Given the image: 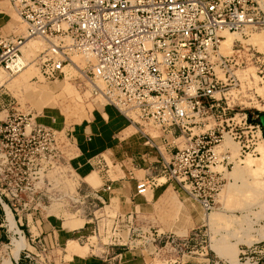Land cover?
Masks as SVG:
<instances>
[{
    "label": "built area",
    "instance_id": "2783aa9c",
    "mask_svg": "<svg viewBox=\"0 0 264 264\" xmlns=\"http://www.w3.org/2000/svg\"><path fill=\"white\" fill-rule=\"evenodd\" d=\"M7 8L16 15L15 22ZM0 14L6 17L0 24L1 71L11 76L37 62L49 77L77 81L80 89L89 92L92 105H112L138 128L154 156V174L136 181L133 196L149 192L153 176L161 173L167 185L208 214L234 159L230 147L218 149L224 135L237 144L236 157L259 154L256 148L264 142L260 116L264 115L229 109L225 94L240 88L236 71L248 60L260 61V56L244 52L239 40H234L233 53L221 51L224 33L241 36L256 28L258 0H0ZM36 39L41 40V48L32 57L26 55L27 43ZM2 112L0 202L25 238L15 214L26 208L42 217L39 192L25 175V161L40 155L34 144L38 139L60 140L67 146L64 156L69 167L73 155L69 145L75 144L69 128L58 131L37 123L32 115L10 112L0 99ZM103 162L99 158L95 166L107 175L109 167ZM109 181L90 187L84 196L91 195L105 206L109 200L104 193L112 189ZM99 217L104 242L96 245L95 228L77 238L93 254L113 260L121 247L135 248L140 242L141 250L158 254L154 243L161 242L163 233L150 228L124 230L132 224V211ZM3 225L11 237L0 248H9L19 234L10 229L6 210ZM39 241L32 242L34 250L24 246L19 253L27 264H53L47 253L58 243ZM246 248L263 254L257 246ZM241 253L246 260L252 258L244 250Z\"/></svg>",
    "mask_w": 264,
    "mask_h": 264
},
{
    "label": "rangeland",
    "instance_id": "374dc122",
    "mask_svg": "<svg viewBox=\"0 0 264 264\" xmlns=\"http://www.w3.org/2000/svg\"><path fill=\"white\" fill-rule=\"evenodd\" d=\"M260 1L264 3V0ZM259 8V23H257L256 28L250 31L247 30L246 35H241V39L239 40L245 48L244 52L260 56V61L254 62V59L248 60L246 65H242L243 69L236 71L241 80L240 88H237L236 91H228L225 97L229 103V109L231 107L236 109L242 108L247 112H258L264 115V44L257 47L249 40L252 34H260L264 43V7H261L259 4ZM6 10L11 15L12 22H15L17 17L14 12L8 8ZM35 41L42 45L41 40L36 39ZM32 67L35 70H32L30 67H24L11 76L0 70V84L2 83L0 87V99L3 100L4 107H8L10 112L28 114V116L32 115L37 123H40L38 117H41L42 109L53 107L52 109L57 111L63 120H71L69 125L63 127L64 129L78 122L76 119H81L85 116L91 105L88 91L80 89L77 86V81L49 77L50 75L46 74L37 62H34ZM37 68L44 79H40L37 75ZM242 71L247 72V76L244 78L239 74ZM45 90L48 91L47 97L43 98ZM61 95L71 98L63 100ZM222 99L224 102L223 97ZM4 114L5 112H2L0 117L4 116ZM72 120L76 121L72 122ZM50 127L58 131L61 129V127L59 129L54 126ZM150 132L157 134L153 131ZM58 137L63 142H66L61 136ZM232 144L238 149L236 143L232 142ZM34 146L40 149V155L33 156L30 160L25 161V167L28 168L25 175H28V179L39 192L42 216L50 215L57 217L59 221L73 224L74 227L84 224L83 235L90 234V230L95 228V234H93L95 239L93 238V240H95L96 245L104 242V227L99 216L106 212L109 214L115 212L123 213L120 210L119 204L116 200L115 202L112 200L106 202L104 206L91 195L84 196L89 193L90 187L86 186L85 182L75 176L72 169H70L67 164V157L64 156L67 146H64L60 140L54 143L38 139ZM69 147L73 154L75 146L72 144ZM256 150L259 154L245 155L239 158L236 157V150L233 155L234 161L232 167L228 168L224 175L223 186L216 196L214 208L210 213L205 214L196 201L188 199L186 195L176 192L175 189L169 186L177 200H174L169 206L156 208L154 205L156 197L148 201L146 205L138 206L131 210L128 209V211L133 212V220L132 224H128L124 230L128 227L130 228V232L133 228L139 230L140 228H150L158 230L163 233L162 235H165L161 242L154 243L157 244L156 248H159L158 254L151 255V257H154L153 263L155 264H165L167 260H175L181 253L191 255L192 251L197 249L196 244L191 240L193 233L197 229H200L203 233L200 245L210 244L211 246L214 240L216 245L220 246L219 248H226L234 242L237 248L236 257L240 262L248 261L252 264H264V144L259 146L258 149L256 148ZM247 158L251 160V167H242L243 164L240 162ZM238 162L240 163L238 165V174L232 173L231 176L229 172L233 169L234 164ZM112 164L108 161L110 167H112ZM90 174L96 177L95 172ZM165 176L161 174L159 178H164ZM87 183L91 184L92 187H97L99 181L96 180L95 184L89 181ZM145 195L150 199L149 192ZM29 206L31 208V205ZM20 208L19 206L18 209ZM179 210L182 211L180 214L178 213ZM28 211L30 209H20V213H27ZM214 211L217 213L216 215H214ZM178 214L182 216L180 217ZM33 230L35 231V228ZM132 237L134 238V236ZM77 238L78 236L74 237L72 242H66L67 255L65 258L70 256L69 248L72 246L70 244L82 247L84 252H91L86 245L81 244L80 241L78 242ZM208 238L209 241L207 240ZM42 243L43 241L40 240L39 244ZM239 243L241 245L257 246V249H262L263 254L256 252L249 253L246 248L247 246L244 247L243 245V248L239 247L238 249ZM141 244L140 242V246ZM64 246L63 244L56 247L54 251L56 257L61 251L59 248H64ZM140 246L138 247L141 248ZM121 248L123 249H120V251L128 249L127 247ZM150 249H152L151 246ZM0 250L2 257H4L9 248L3 247ZM242 250L246 251L252 258L246 260V255L241 253ZM91 253H95V251Z\"/></svg>",
    "mask_w": 264,
    "mask_h": 264
},
{
    "label": "crops",
    "instance_id": "0c3cea01",
    "mask_svg": "<svg viewBox=\"0 0 264 264\" xmlns=\"http://www.w3.org/2000/svg\"><path fill=\"white\" fill-rule=\"evenodd\" d=\"M6 13L8 14V12ZM5 18L3 14H0V24L3 23ZM45 108L47 109H42L38 121L62 129L65 126V120L62 119L61 115L52 109L53 107ZM79 119H76L78 122L69 127L75 144V152L70 158L69 164L75 176L84 181L83 178L95 172L97 181H99L97 187L111 180L112 189L109 193H104V196L109 202L112 200L115 202L116 200L123 212L146 205L148 201L156 197L154 203L156 208L169 206L173 202L170 200L165 202L166 197L162 193L169 185L163 178H159L161 173L153 176V186L149 191L150 199L146 195L133 196L136 181L147 174L151 175L153 173L151 169L154 160L151 150L143 144L136 126L130 125L123 115L108 104H91L85 116ZM99 158H102L109 167L107 175L95 166V161ZM108 161L113 163L112 167L108 165ZM130 171L133 174L132 177H130ZM85 184L92 187L87 182ZM4 210L5 208L0 202V246L1 243H7L11 237L3 225ZM15 221L26 235L25 246L30 250H34L31 244L37 239L45 241L47 245H51L53 241L58 243V247L65 245L64 248H59L61 251L57 257L54 255L56 247H53L47 253L48 260L53 261V264H155L153 263L154 257H151L150 253L144 252L139 247L123 250L113 260H105L91 252L83 251L82 254H79L71 246L69 248L70 257L65 258L67 255L66 242L82 235V225L66 229L57 217L50 215L38 217L36 214L28 212L15 214ZM33 228H35V231ZM201 236H203V233L200 229L193 233L191 240L196 244L197 249L192 251L191 255L181 253L175 260L165 261V264H213L214 262L230 264L210 244L200 245ZM206 236L208 237L207 234ZM207 240L209 241V238ZM242 245L239 243L238 249L247 246ZM17 255L8 257L10 264H15V260L19 264H27V260L20 253ZM5 257L7 256L2 257L0 253V264H2V259Z\"/></svg>",
    "mask_w": 264,
    "mask_h": 264
},
{
    "label": "bare ground",
    "instance_id": "6f19581e",
    "mask_svg": "<svg viewBox=\"0 0 264 264\" xmlns=\"http://www.w3.org/2000/svg\"><path fill=\"white\" fill-rule=\"evenodd\" d=\"M259 4L261 7H264V3L260 0H258ZM264 9V8H263ZM224 39H222V42H221V51L224 53V54H230V53H233V49H232V46H233V43H234V40H239L241 39L240 35L238 33H224ZM249 40L254 44L256 45L257 47H260L261 44H264L263 43V38L260 34H252L249 38ZM240 41V40H239ZM248 41V42H250ZM39 48H41V44L36 42V41H31L29 43H27V50H26V55L29 54V56H33L35 54V50H38ZM259 50V49H258ZM261 50V48H260ZM30 57V58H31ZM33 63H29L27 64V66H25L26 68H32V70H35L33 67H32ZM28 70V69H26ZM37 71H38V76L40 77V79H44V77L40 74V71L38 70L37 68ZM240 76L242 78L246 77L247 76V72L246 71H242ZM257 78V77H256ZM2 84V83H1ZM47 92L48 91H44L43 93V98H46L47 97ZM69 92V91H68ZM49 94V93H48ZM63 100H66V99H69L71 97L69 96H64V95H61ZM77 97V96H76ZM77 99V98H76ZM38 100V99H37ZM40 100V99H39ZM45 100V99H44ZM41 101V100H40ZM84 110V109H83ZM75 121V120H74ZM72 120V122H74ZM71 122L70 119L68 120H65V125H69ZM234 143V142H233ZM264 144V142H263ZM223 146H228L230 147L231 151H232V154L234 155L237 148H235L232 144V142L230 141V138L229 136L226 134L224 135L223 137V140L221 142V145L218 147L221 148ZM261 146L258 145L257 146V149L258 147ZM234 161V160H233ZM240 163H242V167H251L252 163H251V160L250 159H245L243 161H241ZM239 162L238 163H235L234 166H233V169L231 170L230 175L232 176V173L234 174H238V171H239ZM85 182H91L93 184H95L97 178L93 175V174H89L87 175L85 178H83ZM157 179H155L156 181ZM150 193V192H149ZM259 193V192H258ZM257 193V194H258ZM166 198H165V202H167V200H170L171 202L174 201V200H177L174 192H172L171 188L168 187L163 193H162ZM6 214H7V218L9 220V223H10V229L13 230V232L15 234H19V237H14L12 238L11 240V244H10V247H9V250L6 251V256L5 258L2 259V264H10L9 262V258L8 257H12V256H18L17 254L19 253L20 249L23 248L25 246V239L24 237H22V235L20 234L19 232V229H17L14 225V222L12 220V217H11V214L9 212V210L6 208ZM217 211V210H216ZM180 211L179 210V214H180ZM215 212V211H214ZM178 214V215H179ZM217 213L215 212L214 215H216ZM180 216V215H179ZM177 216V217H179ZM182 216V215H181ZM180 216V217H181ZM176 217V218H177ZM208 219V218H207ZM179 220V219H178ZM183 220V219H182ZM207 222L209 223V221L207 220ZM70 223V222H69ZM212 223V222H211ZM62 226L66 229H72V228H75L73 224H68L66 222H62ZM80 226V225H78ZM212 239H213V236H212ZM217 240V238H216ZM73 240H68L67 243L69 242H72ZM220 243V242H219ZM234 243V242H233ZM229 244L226 248H219L215 241L213 240V242L211 243V247L223 258L226 259V261H228L230 264H252L248 261H245V262H240L237 257H236V253H237V248L235 246V243L234 244ZM74 247V251L78 252L79 254H82L83 253V248L82 247H77L76 244H70ZM79 246V245H78ZM70 257V256H69ZM17 258V257H16ZM157 264V263H156Z\"/></svg>",
    "mask_w": 264,
    "mask_h": 264
},
{
    "label": "water",
    "instance_id": "95a60500",
    "mask_svg": "<svg viewBox=\"0 0 264 264\" xmlns=\"http://www.w3.org/2000/svg\"><path fill=\"white\" fill-rule=\"evenodd\" d=\"M261 123L264 125V117L260 116Z\"/></svg>",
    "mask_w": 264,
    "mask_h": 264
},
{
    "label": "trees",
    "instance_id": "16d2710c",
    "mask_svg": "<svg viewBox=\"0 0 264 264\" xmlns=\"http://www.w3.org/2000/svg\"><path fill=\"white\" fill-rule=\"evenodd\" d=\"M263 128H264V125H263Z\"/></svg>",
    "mask_w": 264,
    "mask_h": 264
}]
</instances>
